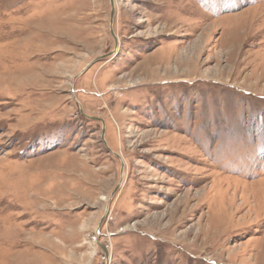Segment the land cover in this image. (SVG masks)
Instances as JSON below:
<instances>
[{"label": "rangeland", "instance_id": "obj_1", "mask_svg": "<svg viewBox=\"0 0 264 264\" xmlns=\"http://www.w3.org/2000/svg\"><path fill=\"white\" fill-rule=\"evenodd\" d=\"M113 3L0 0V264H264V0Z\"/></svg>", "mask_w": 264, "mask_h": 264}, {"label": "water", "instance_id": "obj_2", "mask_svg": "<svg viewBox=\"0 0 264 264\" xmlns=\"http://www.w3.org/2000/svg\"><path fill=\"white\" fill-rule=\"evenodd\" d=\"M110 7H111V12H110V23L112 24V19H113V15H114V3H113V0H110ZM110 31H111V35H112V37H113V39H114V43H115L114 51H115L116 48H117V45H118V40H117V37L115 36L114 32L112 31V28H110ZM114 51L111 52V53H109L107 56L112 55V53H114ZM99 59H100V58H99ZM99 59H94L89 65H87V66L83 69V71L86 70L88 67H90L93 63L97 62ZM83 71H81L79 74H81Z\"/></svg>", "mask_w": 264, "mask_h": 264}, {"label": "bare ground", "instance_id": "obj_3", "mask_svg": "<svg viewBox=\"0 0 264 264\" xmlns=\"http://www.w3.org/2000/svg\"><path fill=\"white\" fill-rule=\"evenodd\" d=\"M180 63L181 64H179V63L178 64H179L180 67H182L185 62L183 63V61L182 62L180 61ZM179 66H178V68H179ZM106 256H107V253H106Z\"/></svg>", "mask_w": 264, "mask_h": 264}]
</instances>
